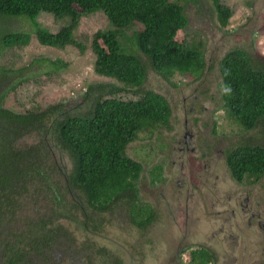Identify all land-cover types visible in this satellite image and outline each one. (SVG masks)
<instances>
[{"label": "trees", "instance_id": "obj_1", "mask_svg": "<svg viewBox=\"0 0 264 264\" xmlns=\"http://www.w3.org/2000/svg\"><path fill=\"white\" fill-rule=\"evenodd\" d=\"M211 4L218 23L227 25L232 9L222 0H211ZM97 11L105 14L108 26L93 32V71L121 85L90 84L88 91L96 94L85 113L72 114L60 105L19 112L5 107V98L23 78L14 79L16 73L10 76V70L0 67V264H77V258L95 246L76 243L72 231L54 218H74L78 210L85 229L94 219L91 211L111 213L119 203L128 209L130 222L140 230L157 220L156 208L140 199L136 185L143 165L128 155L127 145L138 133L169 123L171 108L166 97L141 88L148 65L165 79L177 72L199 78L203 72L201 44L178 38L188 22L185 5L175 0H0V20L25 17L31 24L29 30H0V53L5 48L26 46L32 33L42 45L57 49L74 45L83 52L85 46L74 31L82 16ZM41 12L52 14L61 22L60 27L53 32L41 25L37 21ZM138 23L140 28L124 32ZM123 34L129 43H121ZM37 61L47 63L42 70L46 74L66 65L60 58ZM218 68L223 87L221 106L227 117L244 130L258 128L256 142L247 139L231 147L225 162L236 181L256 182L264 174V54L234 46L221 56ZM6 76L12 82L3 86ZM129 88L140 95L135 99L110 95ZM34 132H44L46 141L52 135L71 165H59L44 139L15 145L18 138ZM160 171V163L151 166V184L161 181ZM54 175H59L55 185L61 189L58 193L53 188ZM36 182H45L53 193L54 198L46 204L48 210L20 213L19 223L7 217L2 208L22 206L18 198L22 200L23 193ZM96 249L107 256L104 247ZM190 253V264H206L211 258L204 248H192Z\"/></svg>", "mask_w": 264, "mask_h": 264}, {"label": "rangeland", "instance_id": "obj_2", "mask_svg": "<svg viewBox=\"0 0 264 264\" xmlns=\"http://www.w3.org/2000/svg\"><path fill=\"white\" fill-rule=\"evenodd\" d=\"M175 1L185 5L188 19L186 27L181 30L178 38H184L188 44L193 42L201 44L205 67L199 78H195L192 74L177 72L170 79H165L148 65L141 88L153 89L166 97L171 108L169 123L157 126L151 132L138 133V136L127 145L128 155L139 160L143 165V171L136 185L140 199L148 202L152 208H156L157 220L146 229L140 230L130 222L128 209H125L123 203L114 207L111 213L91 211L94 219L89 222L90 228L87 229L82 222L80 223L83 215H79L81 213L79 210L73 215L74 218L62 216L54 218L56 222H62L72 231L76 243L84 241L94 244L93 249L87 248V252L77 258V264H117L116 258L119 259V264H189L188 252L200 243L209 244L219 252L218 264H225L224 262L232 259L234 255L238 257V264H246L251 260H261L260 263L264 261L260 249L250 258H245V255L249 254L243 250L241 238H246L247 241L256 238L252 231L248 234L242 232L239 235L237 230L239 228H236L233 229L232 234L227 235L221 232L220 227L216 228L223 226V219L215 214L220 207L219 200L229 195L236 196L237 193L240 194V198L249 196L250 205L258 202L254 208L257 209L256 212L261 209L262 218L264 217V174L256 182L245 181L244 185H237L225 162L226 151L231 147L247 139L256 142L258 128L244 130L242 126L227 117L221 106L223 87L218 68L221 56L234 46L245 47L255 54H264V0H222L233 11L225 26L218 23L211 0ZM37 21L53 32L61 23L47 12H41L37 16ZM30 26V21L25 17H8L0 20L1 31L29 30ZM107 26L108 21L102 11L81 17L74 35L85 46L83 52L74 45H67L63 49L42 45L34 33L31 34V40L26 46L3 49L0 53V67L10 70V76L16 73L14 79L23 78L15 85L13 93L7 95L3 102L4 106L19 112L27 109L44 110L51 105H60L69 113L79 115L91 109L96 92L88 91L90 84L121 85L114 78L98 75L93 71L95 55L91 47L92 35L96 30ZM140 27L138 23L125 29L124 32L130 34L133 28ZM124 36L123 34L121 43H129L125 42ZM140 55L145 59L142 53ZM41 58H60L66 62V65L59 71L46 74L42 70L47 68V63L37 61ZM21 68H23L22 72L17 73ZM11 82L12 78L6 76L2 85H10ZM134 89L129 88L110 95L135 99L140 94L134 93ZM86 92L89 94L88 98H85ZM105 94L106 97L110 96L108 93ZM185 132L192 133V137H188L189 147L180 151L179 146L184 143ZM43 133L26 134L18 138L15 145L25 146L44 139L48 142L46 148H50L52 152L50 156L54 157L62 167H69L71 160L67 154L59 149L52 135L48 136L49 140L46 141V135ZM160 140L170 145L168 149L162 148V153L159 154L157 151H160ZM156 163L161 164L160 180H166V185L150 183L149 171ZM54 176L53 188L58 193L61 189L58 190L55 185L59 175ZM178 180L183 185V189L189 187L191 190L194 188L184 182L192 181L195 186L197 183L208 182L207 196L201 200L195 199V205L192 204L194 208L198 204L201 207L194 209L192 219L188 221L190 223L187 229L191 227L189 233L191 235L185 240L181 237L182 234L178 233V224H181L183 230L185 222L182 223L180 219L181 213L173 210L178 208V202L183 205L185 201V195H182L183 197L177 202L175 191L179 186L176 184ZM25 193L22 195V200L18 198V203L22 206L2 208L4 214L13 217L17 223L20 213L35 214L36 211H47L46 204L54 198L45 182H36L30 187L29 192ZM212 200L215 202L214 208L210 207ZM85 206L88 209L86 203ZM89 213L88 209L87 214ZM174 217H177L180 223H175ZM257 230H260L262 235ZM257 230L255 234L258 237L264 235L262 228ZM214 233L217 236L212 239ZM237 235L240 241L237 244L240 245L234 249V255L229 257L231 250H228V246L236 244ZM99 246L105 248L107 256L98 254L96 247ZM177 251H180L179 255Z\"/></svg>", "mask_w": 264, "mask_h": 264}, {"label": "flooded vegetation", "instance_id": "obj_3", "mask_svg": "<svg viewBox=\"0 0 264 264\" xmlns=\"http://www.w3.org/2000/svg\"><path fill=\"white\" fill-rule=\"evenodd\" d=\"M186 126H187V122L185 121V127ZM185 136L186 137L184 139V143L182 144V146H179L180 151L189 147L187 145L188 144V137H192V133L185 132ZM159 142H160L161 147H159L160 151L159 152L157 151V153L160 154V153H162V151H161V150H163L162 148L168 149L170 144L168 142H164V141H159ZM171 144H173V143H171ZM158 183L160 185H166L167 182H166V180H163V181L155 183V185ZM184 183L189 184L190 187L194 188V190H191L189 187H186L185 189H183V185H181L180 181L178 180L176 182V184H179V186L176 187V191H175L177 202L180 199V197H183L182 195H185L184 196L185 201H184L183 205H181L180 202H178L179 203L178 208L177 209L173 208V210L181 213V218L180 217L179 218L181 219L182 223L185 222L183 224L184 229L182 230L181 224H178V223H180V220L177 219V217H174V221H176L175 223H177L179 225V230L177 229L178 233H180V235L182 234L181 237H184V240H185L186 238H188L191 235V234H189L191 231V227L187 229V226L190 223L188 221H190V219H192V215L195 211L194 209L201 207L200 204H198L194 208L192 204L195 205V202H194L195 199L201 200L202 198H205L207 196L206 190L208 189V187H207L208 182L207 181L202 182L204 185L202 183H200V184L197 183L196 186H195L194 182H192V181L191 182H184ZM245 183H246L245 181H242V182L236 181V184L241 185V186L244 185ZM211 186H215V185H211ZM210 188H213V187H210ZM182 189H183V191H182ZM235 194H236V196L229 195L227 198H222L221 200H219L218 205L220 207L215 212V214L222 217L223 226L222 225L217 226L216 228L220 227L221 232L226 233L227 235L232 234L233 229H236V228H239V229H237L239 235H241L242 232L248 234L250 231H252L254 233V235L256 236V238H250L248 241L246 240V238H244V239L241 238L242 248H243V250H245L249 254L247 256L245 255V258L246 259L250 258V256L253 253L257 252L258 249H260L261 252H263V255L261 256V258L264 259V235L258 237L255 234V230H257V228H259V229L262 228V230L264 231V217L262 218L261 209L256 212L257 209L254 208L258 202L250 205L249 204V196H244L243 198L242 197L240 198V194H237V193H235ZM214 203H215L214 200H212L211 205H210L211 208H214ZM223 207H225V208H223ZM213 229H215V228H213ZM257 231L259 232L260 235H262L260 233V230H257ZM239 235H237L238 239L235 242L236 244H231L230 246H228V250H231V252H230L231 254H229V251H227V254H229V257L233 254L234 249L240 245V244H237L238 242H240L239 241ZM215 236H217L216 233L213 234L212 239H214ZM182 247H181V249H182ZM197 247L198 248H204L210 252L211 258L206 264H218L220 256H219V252L216 251V249H214L211 245L205 244V243H200ZM183 249H185V251H187L186 248H183ZM190 251L188 252V254H189L188 255V261L190 260V257H191ZM177 254L179 255L180 251H177ZM246 261H248V260H246ZM258 261L259 260H253V261L251 260L249 263H246V264H262V263H264V261L261 263H260L261 260L259 262ZM224 263L225 264H238V257L236 255H234L232 259L230 258V260H226Z\"/></svg>", "mask_w": 264, "mask_h": 264}]
</instances>
